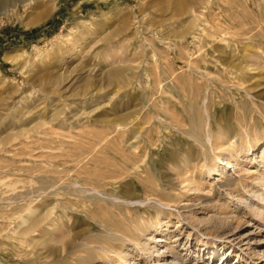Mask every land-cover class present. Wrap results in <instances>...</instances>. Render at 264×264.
<instances>
[{
    "label": "rangeland",
    "instance_id": "1",
    "mask_svg": "<svg viewBox=\"0 0 264 264\" xmlns=\"http://www.w3.org/2000/svg\"><path fill=\"white\" fill-rule=\"evenodd\" d=\"M17 3L0 8V264H46L39 250L13 247L41 243L34 229L57 248L75 233L95 243L103 223L122 229L136 218L111 194L135 179L125 159L140 150L153 173L175 178V160L199 159L169 206L151 202L163 226L152 219L122 259L86 263L264 264V103L254 95L264 84V0ZM246 54L254 60L239 75L263 80L250 91L229 75ZM233 99L245 128L237 143L219 120L226 127L229 108L217 113ZM153 173L134 180L143 192L157 189Z\"/></svg>",
    "mask_w": 264,
    "mask_h": 264
},
{
    "label": "bare ground",
    "instance_id": "2",
    "mask_svg": "<svg viewBox=\"0 0 264 264\" xmlns=\"http://www.w3.org/2000/svg\"><path fill=\"white\" fill-rule=\"evenodd\" d=\"M7 1L8 0H0V8H2L3 5L7 3ZM17 1H18L17 5H16L17 7H20L21 5L31 6L32 4H34L36 2V0H17ZM220 10L217 13H220ZM3 14H4V12H3ZM219 15H222V14H219ZM218 24L220 27H222V24H220V23H218ZM218 41L227 42L228 40H226L225 35L220 34V36L218 37ZM235 43L238 44L237 41ZM245 56L247 57V60H246L247 63L243 67L235 66V64L232 65V67H231L232 69H231L229 75L232 78V80L234 81V86L236 88H240L241 84H243V85L245 84L244 90L248 91L249 89H251L250 86L252 87L255 84L257 85V82H263V80L261 78V75H259V77L256 78V76L252 73H249L247 75V77H248L247 79H244V76L242 77L241 75H239L238 72L241 69L249 68L250 66H252V63L251 64L248 63L249 59L254 60V59H251L252 55L246 54ZM221 72H223V71H221ZM252 78L253 79L255 78V80H252ZM260 86L261 85H259V86L257 85L255 87H260ZM254 95L257 99L262 100L264 103V84H262V87H260L258 90H256ZM221 97H220V99H221ZM234 102L235 101L233 99L232 104H231L232 105L231 108L229 106L230 104L227 107L225 106L224 108H222V106H220V109L217 108L218 109L217 113H218V115H221V114L223 115L224 112L226 111V109L229 108V110L231 112V117H230L226 127H224L225 125H222L224 117L222 116L221 119L219 118V120H221V122H220L221 126L224 128V130L226 132H228V134H229L228 137L230 136L229 137L230 140H232V142L237 143L239 141H243V132L245 131L244 130L245 128L243 129L244 124L242 122H240V120H238L234 115V111L235 112L237 111V110H233V109L237 108L236 105H235V108L233 107V104H235ZM222 105H223V103H222ZM218 107H219V105H218ZM239 107L240 106H238V108ZM232 114L234 115V117L232 116ZM137 127H139V126H137ZM132 131L134 132V130H132ZM151 139L152 138L149 136L146 139V144H147L148 148L150 146H153V142H152L153 139H152V141H151ZM256 140L258 141V139H256ZM142 153L143 152H141V150H140L138 153H135L133 155L132 160H129L128 158H126L125 160L127 161L126 164H127L128 168L130 167L129 169L133 170L130 172V174H132L133 177H135V179H138L140 177L144 181L148 182V181H151L150 176L153 173V168H152V166L149 165V160H147V158H145L144 154H142ZM198 159H199V155L196 154V156L194 158L190 157L189 159H186V160L178 158L177 160H175V163H173L174 165H173L172 169L179 172V174L176 176V178L173 176V173L172 174L170 173V175H169L168 173L161 171L158 175L156 172H154L153 174H155V175L152 176V180L157 181V185H156L157 189H154L150 192H143L138 187L136 182H134L135 179L130 180L129 182L124 181L121 184L122 185V187H121L122 191L119 190L120 192H118V193H112L111 198L113 199V201L122 202L123 205L125 207H127L126 209L130 208L131 210H134V212L137 216H136V218L133 219V216L130 215L128 218L129 219L128 222H125L122 220V222L124 223L123 224L124 227L122 229H120V228L118 229L116 227H112V225H110V224H104L103 223L102 234H104L105 237H101L100 240L96 241L95 243H91V241H89V240L79 242L78 240H80V239H78V238H80V236H79V234L75 233L73 235V238H71L67 243H64L63 246H60V247L56 246L57 248H54L53 247L54 244L50 243V241H48V239L42 238V235H43L42 231H40L39 229H34L35 231H38L41 233L40 235H38V237L40 236V238L43 240L41 243L37 244V241H36L35 242L36 244H33L34 240L37 239V237L29 236L28 239L31 243L30 242H29V244L26 243L27 246L23 245V243H22L21 246L14 245L13 247L15 248V251L18 254H25V255H32V256H33V252H35L36 250H39L40 255H41L39 258L42 259L46 264H92L89 262L86 263L85 260H90V259L94 258V256L98 257V258L99 257L100 258L107 257L110 260H112L113 258H121V257L123 258L124 255H122V252H123L122 249L124 250L125 247H127V248L130 247L131 244H134V246H136V245L140 246L139 244H140V239H142V235H143L142 233L145 231L149 232L151 230L152 219H154L156 217L154 216V214H153L154 212L152 210H150V208H152L153 206L158 205V204L162 208H163V206H169L171 201H172L171 198L179 197V196H177L179 193L177 191H173V187H177L180 185L179 181H180L181 177L186 175V173H187V170H188L187 166H191L192 163L196 162ZM156 161H157L156 159H153L154 163ZM230 163L227 162V164H230ZM212 169L210 170L211 172H212ZM161 174H163L164 176H162ZM159 176H160V179H159ZM188 180L189 179H185L181 183L188 181ZM229 185H230V183L223 184L221 186H229ZM149 188H151V187H149ZM184 190H186V189L184 188ZM116 202H115V204H116ZM151 202L155 203V205L152 204ZM122 203H121V205H122ZM148 203H150V204H148ZM146 204H148V205H146ZM181 208L188 209L189 211L192 210V209H190L191 204H184ZM144 209L146 211H144ZM155 209H157V211L159 210V212L161 211V208H158L156 206H155ZM138 220L140 221L141 224L137 223ZM163 223H164V221H162V220L160 221V218L157 217L156 223H155L156 225L154 224L155 225L154 227L160 226V225L163 226ZM101 224H102V222H101ZM128 225H134L133 229H129ZM31 230H32V227L26 228L24 230L25 233L24 232L23 233L24 234H26V233L30 234ZM149 240H154L153 234H151L149 236ZM117 241H119V243H118L119 245L115 244ZM75 244L77 245L76 249H75L77 251L75 253H73V255H72V257H70V259L63 261L62 263H61V261H60V263H58V261H54V260H58V259L62 258V255H60V254H61V251L63 252V254L65 253L64 247H67L66 252H68V250L70 248H72ZM12 245H13V243H12ZM32 245H33V247H32ZM28 246H31V249H29L30 251H28L26 248ZM77 252H80V253H77ZM95 253H97V254H95ZM28 262L31 263L32 261L31 262L28 261ZM52 262H54V263H52Z\"/></svg>",
    "mask_w": 264,
    "mask_h": 264
}]
</instances>
